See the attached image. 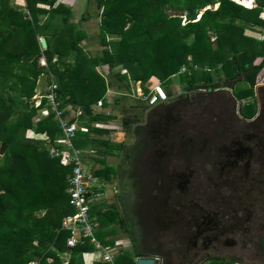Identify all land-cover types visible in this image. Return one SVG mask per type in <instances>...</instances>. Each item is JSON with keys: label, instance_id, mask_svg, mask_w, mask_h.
<instances>
[{"label": "trees", "instance_id": "1", "mask_svg": "<svg viewBox=\"0 0 264 264\" xmlns=\"http://www.w3.org/2000/svg\"><path fill=\"white\" fill-rule=\"evenodd\" d=\"M88 1L94 3L97 14L88 10L81 20L97 19L98 39L105 49L96 58H90L84 52L86 47L79 44L87 39L86 30L76 29L67 19L54 29L49 26L59 10L69 12L61 5L53 8L55 0H27V11L15 9L11 0H0V149L2 144L7 145L0 155V264H88L84 253L94 250L87 236L69 247L71 231L62 227L63 218L75 211L66 191L72 166L50 156L47 140L26 137L32 129L46 133L52 143L62 135L56 112L46 97L40 108L29 105L41 75L53 74L49 81L57 84L60 109L70 106L68 113L82 109L73 143L82 149L93 145L95 153L102 155L93 159L105 166L92 165L91 171L104 186L118 174L117 166L106 164L105 156L126 149V145L101 138L110 130L94 123H109L116 116L98 112L96 103L104 99L109 86H117L121 98H133L132 106L142 111L149 107L144 98L129 94L130 85L125 82L128 74L129 79L141 83L151 77L169 82L177 76L189 95L186 97L202 89L205 96L220 88L213 71L228 80L242 76L239 91L254 102L257 76L264 68V0H255L254 7L235 0ZM38 2L48 3L51 8H39ZM46 13L51 15L40 27L39 16ZM255 26L262 28L260 35L248 33ZM43 27L51 30L42 33ZM42 34L47 39L46 49L38 38ZM72 52L77 60L73 65L69 62ZM42 58L46 65L41 63ZM100 64H107L111 70L123 65L127 72L100 76L95 71ZM234 95L240 99L236 92ZM43 108L49 110L48 115L36 122ZM129 122L125 120V124ZM135 130L140 132L139 128ZM96 191L99 189L91 188L89 193ZM131 191L135 192V186ZM118 207L114 203L106 205L103 200L95 201L90 208L94 235L110 249L116 247L115 240L107 238L115 233L111 224L119 223L122 230L128 231V221ZM129 240L138 244L137 239ZM140 251L138 246L122 250L112 262L104 261L96 251L98 259L91 264H135ZM181 254L171 253L161 264H198L194 258L182 262Z\"/></svg>", "mask_w": 264, "mask_h": 264}, {"label": "flooded vegetation", "instance_id": "2", "mask_svg": "<svg viewBox=\"0 0 264 264\" xmlns=\"http://www.w3.org/2000/svg\"><path fill=\"white\" fill-rule=\"evenodd\" d=\"M261 97L262 107L258 109L255 103L257 110L251 117H244L242 109L240 117L225 109L212 121L216 138L208 149L214 150L213 157L201 150L207 148L208 139L202 143V139L196 142L189 136L190 126L179 111H174V104L164 101L150 107L153 117L147 131L153 144L146 153L154 152L146 155L145 163L152 177L147 179L146 192L139 189L135 195L141 200L138 210H134L139 242L130 247L141 249L138 257H154L157 264L158 260L169 258L174 245L182 251L194 249L197 255L199 246L207 245L210 249L213 246L208 244L213 242L219 247L230 244L248 249L250 257V243L254 242L255 235L252 230L254 227L264 230V180L260 179L263 171L251 177L248 172L251 162L264 168V96ZM202 154L203 159L196 163L199 167L210 163L217 173L219 168L215 185L211 176L203 185L189 179L192 172L188 175L185 172L192 156L200 158ZM210 158L213 160L207 161ZM169 167L177 172L173 169L168 175L165 171ZM232 171L236 173L234 177H231ZM222 174L226 179H222ZM253 247L264 252V234L257 247ZM145 248L146 251L142 250ZM208 257L205 262L239 260L234 256Z\"/></svg>", "mask_w": 264, "mask_h": 264}, {"label": "rangeland", "instance_id": "3", "mask_svg": "<svg viewBox=\"0 0 264 264\" xmlns=\"http://www.w3.org/2000/svg\"><path fill=\"white\" fill-rule=\"evenodd\" d=\"M14 1L15 0H11V5ZM240 1L243 4H246L244 6L250 4L247 7L256 6L255 0H249V4L245 3V0ZM17 9H23V7H19ZM261 16L264 18V12ZM79 28L88 31L92 39H84L79 43L81 46L86 47L84 52H86V54L90 58H96L97 55H102L105 49L101 46L99 42V29L98 24L95 22V20L85 22L84 25ZM261 30V27L255 26L253 27V29H249L248 33H251L252 35H260L259 33L261 32ZM55 60H57V56L55 57ZM75 61H77L76 57L72 53L71 57L69 58V62H71L73 65L75 64ZM41 63L43 65H46L44 58L41 59ZM126 70L127 69H125L123 65L115 66L112 70L109 69L107 64H100L95 67V71L100 76L104 77L111 76L112 74L117 72L125 74V72H127ZM212 73L214 76V81L218 83L221 87H218V89L211 91V93L205 96L203 95V93H205V90L202 89L200 91H196L193 95H190V97H186L189 95L184 93V85L180 83L179 77L177 76L173 77L172 80L169 82H162L168 94L170 93L168 95V100L165 101V104L167 102L174 104V111H179L181 113V116L186 119L190 126L188 127L187 132L190 134L189 136L194 137L196 142H199L202 139V143H205L206 139H208V143H206L207 148H201L202 151H208V155L214 154V150L212 148H208L210 147V145H212V140L215 141L216 138L214 128H212V121H216L218 119L219 113H223V110L225 111V109H228L234 112L236 116L240 117V109H242V115L244 117H250L254 114L257 108L260 109L262 107L261 104L263 100L261 96H264V68L259 72L256 80V85L254 87V102L257 103V108L255 103L251 100L252 98H250L249 96L244 97L239 91V88L243 85V80L241 79L242 76L228 80L223 74L217 73L216 71H213ZM52 76L53 74L47 72L41 75L38 81L36 94L29 101L30 107H36V105H40V101L38 100L39 95H49L50 97H54L52 94H50V88L54 86L52 84H56L54 82L51 83L49 81ZM128 76V80H125V82L130 85L129 94L131 96L135 95L137 97L146 96L145 94L147 93L145 92V89H148L149 93L151 87L157 81H159L156 77H151L149 80H147V82L141 83L140 81H134L133 79H129L131 78L129 74ZM114 79L115 81L119 82V79L117 77H115ZM121 83L123 84L124 80H121ZM246 85L247 84H245V86ZM118 90L119 89L117 88V86H109L104 99H101L103 102L102 105L95 107L96 110H98V112L100 113L103 112L104 114H114L116 116L115 119L111 120L109 123H100L97 121L94 124H97L99 127L108 128L110 130V134L103 135L101 136V138L112 139L111 142L115 145L125 144L126 149L118 150V152H115L113 154H107V156H105L106 164L117 166L118 174H116L113 179H111V181H107L105 186L102 182L96 181L95 186L99 189V191H96L95 196L93 198L94 200L96 199V201L98 202L104 200L106 202V205H111L113 203L118 205V209L121 211L123 217L127 219L128 231L122 230V226L119 223L111 224V226H113L115 229V233L107 236V238L114 239L117 249L122 251L129 249L131 245L134 244L129 243V239H137L139 242V234L137 233L138 228L135 225L137 219L135 217L134 210H138L141 200L138 201L135 198L134 193L137 192L139 189L143 192H146V190L144 189V187L146 186L145 184L147 183V179H151L152 177L151 174H148L149 172L145 163L146 155H152L154 150L146 153V150L152 149L153 144L152 137L148 135L147 131V124L150 122V118L152 119L153 117L151 115L152 108L148 107L145 111H142L140 108L132 106V104H134V101L132 100L133 98L130 97L131 100L121 98V95H118L119 93H117L119 92ZM234 92H236V94L240 96V99L236 98ZM181 97L183 99H181ZM116 98H120L119 102L116 101ZM229 98H231L233 102ZM105 100L107 103L105 102ZM68 108H70V106ZM45 110L43 111L47 114L48 110ZM135 113H137L138 115H135ZM40 114L41 112H39V115ZM72 116L73 114L69 115V117ZM207 117L208 119L206 120ZM126 119L130 121L128 124H125ZM137 128L140 129V132L138 133L135 130ZM26 137H38V139H43V136L41 134L34 135L33 133H28V135L26 133ZM94 137L97 138L100 137V135L94 134ZM201 145L203 146V144ZM83 149L91 152V154L96 155L97 158H102V155L95 153V150L97 149L95 147L93 148V145L88 144L87 147ZM92 149H94V151ZM127 154H130V158ZM141 156H143V158ZM201 159H203V154L202 156H200V158L196 155H193L191 159V164H189L188 167L187 164L183 166V168L185 169L186 167L190 169H186L185 172L187 175L189 174V171L192 172V176L188 175L189 179L191 178V180L195 183L200 182L205 185L207 183L208 176H211L214 179H212V183L215 181L218 182V180H216V176L219 173V168L217 173L215 172L216 169L213 170L211 168L212 164L210 163H204V165L202 164V166L204 167H199L196 163ZM212 160L213 159L210 158L207 161ZM93 163L95 168L105 166V163ZM173 169L174 168L169 167L165 171V173L171 175ZM174 170L177 172L176 169ZM259 170L263 171V174L260 179L264 180V168L260 169V166L258 164L251 162L250 170H248L250 175L249 177L256 175ZM231 174V177H234L236 173L232 171ZM221 177L222 179H226L225 175L223 176V174ZM96 178L98 180L99 177ZM243 179H245V177ZM213 185L215 184L213 183ZM133 186H135V192L131 191L133 189ZM101 187L103 188V190H100ZM124 201L127 202L128 205L125 206L123 203ZM252 232L253 235H255L253 237L254 242L250 243V257L248 249H241V247H232L230 244L225 245L224 247H219L216 242L208 244L213 246L210 249L207 245L206 247L199 246L200 249L198 248L199 253L197 255H195L196 250L185 249V251H182L181 249L176 248L177 245L172 246L170 252L173 256H177L178 252L182 253L179 256L182 262L194 258L195 260H197L198 264H221L217 263L216 261L205 262V259L210 255L208 258H228L234 256V258L239 259L237 261L238 263L235 264H264V252L253 247L254 245L257 247L260 236L264 234V230H260L254 227ZM142 250L146 251L147 249L145 248ZM159 263H164V261H160Z\"/></svg>", "mask_w": 264, "mask_h": 264}, {"label": "built area", "instance_id": "4", "mask_svg": "<svg viewBox=\"0 0 264 264\" xmlns=\"http://www.w3.org/2000/svg\"><path fill=\"white\" fill-rule=\"evenodd\" d=\"M235 1L243 4L240 0ZM21 2V7L25 9L27 0H21ZM52 85L50 88V94H52L54 97H50L49 95H39L38 100L40 101V105H36V107L40 108L42 106L43 99L46 97V99L49 101V104L51 105V109L56 112L55 118L58 120L61 126L62 135L55 139L53 143L47 137L46 133L41 135L43 136V139L50 143V145L48 144L50 156L53 158H59L61 164L72 166V174L68 178V187L66 191L69 195V202L71 205H73L75 211L66 215L62 221L63 229L71 231V236L67 240V245L69 247H74L79 241L82 240V237L87 236L90 238V243L93 244L94 250L84 253L86 254V262L91 264L96 260V251L100 252L104 261L112 262L121 250H118L117 247L110 249L109 247L103 246V244H101L96 239L94 235L93 224L90 221V208L92 203L96 201V199L94 200L93 198L96 192L94 194H90L89 192L91 188H96L95 182H99V180H97L91 171L92 165L94 164L93 158L95 155L91 154V152L85 149L75 146L73 143V138L76 135V131L79 130L80 122L78 118L80 115H82L83 111L79 107L72 117H69L70 114H65L67 110L71 109V107H65L64 109L59 108V103L56 100L57 85ZM145 95L146 96L142 98L147 100L149 107L156 106L157 104L168 100V92L161 81H157L151 87L149 93ZM102 103L103 102L100 99L96 106H101ZM45 109L46 108H43L39 111L41 114L34 119L36 122L43 116L48 115L49 110L46 109L48 110L46 114L43 111ZM72 118L75 119L71 121ZM28 133H33L34 135L40 134L35 132L33 129L28 130L27 135ZM30 264L36 263L31 262Z\"/></svg>", "mask_w": 264, "mask_h": 264}, {"label": "crops", "instance_id": "5", "mask_svg": "<svg viewBox=\"0 0 264 264\" xmlns=\"http://www.w3.org/2000/svg\"><path fill=\"white\" fill-rule=\"evenodd\" d=\"M21 0H15L12 4V6L17 9L19 7H21ZM27 4L26 3V8L24 9H20L22 11H27ZM63 6L64 8H67L69 9V12L65 11V10H59V14H57L56 18L54 17L55 21H52L49 26H51V28H55L57 25H61V23H64V19H67L69 21L70 24H73L76 29L79 28V27H82V25H84L85 22H88V21H91V20H95V22L97 23V19H95L94 17L93 18H90L89 20H86V21H82L81 18L86 15V12L88 10H90L91 12H93V14H97L96 12V9H95V5L94 3H89L88 0H55V3L53 5V8H56L58 6ZM37 6L39 8H43V9H46V10H49L51 7L49 6L48 3H44V2H38L37 3ZM247 7V6H246ZM61 8V7H60ZM80 8V9H78ZM51 14L47 15L46 14H43V15H40L39 16V26H43L44 24H46V19L50 17ZM52 15L54 16V13H52ZM46 30H51L50 28L49 29H46L45 27H43L42 29V33H44ZM88 32V31H87ZM46 38L45 35H40L38 36L39 40L40 38ZM87 39H91V35L89 34L88 32V37ZM47 40V39H46ZM73 53V52H72ZM66 114H74V112L72 111L71 113H68V111L66 112Z\"/></svg>", "mask_w": 264, "mask_h": 264}, {"label": "water", "instance_id": "6", "mask_svg": "<svg viewBox=\"0 0 264 264\" xmlns=\"http://www.w3.org/2000/svg\"><path fill=\"white\" fill-rule=\"evenodd\" d=\"M246 5V4H245ZM41 46L43 49H46L48 47V43L46 38L42 37L40 38ZM7 148L6 144H2L0 149V155H2ZM135 264H156V259L154 257H138L136 258Z\"/></svg>", "mask_w": 264, "mask_h": 264}, {"label": "bare ground", "instance_id": "7", "mask_svg": "<svg viewBox=\"0 0 264 264\" xmlns=\"http://www.w3.org/2000/svg\"><path fill=\"white\" fill-rule=\"evenodd\" d=\"M245 3L249 4V0H245ZM249 5H250V4H249ZM249 5H247V6H249Z\"/></svg>", "mask_w": 264, "mask_h": 264}]
</instances>
